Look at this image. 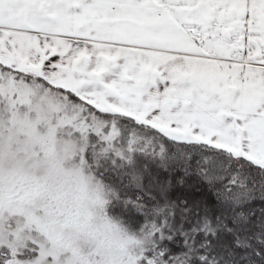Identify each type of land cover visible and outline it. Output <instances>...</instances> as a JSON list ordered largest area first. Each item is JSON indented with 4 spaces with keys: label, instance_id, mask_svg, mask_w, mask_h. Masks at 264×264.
Returning a JSON list of instances; mask_svg holds the SVG:
<instances>
[{
    "label": "snow or ice",
    "instance_id": "snow-or-ice-1",
    "mask_svg": "<svg viewBox=\"0 0 264 264\" xmlns=\"http://www.w3.org/2000/svg\"><path fill=\"white\" fill-rule=\"evenodd\" d=\"M18 110L82 145L135 230L120 264H264V0H0V116ZM32 223L9 218L30 238L0 230V264H53Z\"/></svg>",
    "mask_w": 264,
    "mask_h": 264
},
{
    "label": "clouds",
    "instance_id": "clouds-1",
    "mask_svg": "<svg viewBox=\"0 0 264 264\" xmlns=\"http://www.w3.org/2000/svg\"><path fill=\"white\" fill-rule=\"evenodd\" d=\"M34 108L39 100H33ZM82 145L66 139L50 119L39 122L28 111L0 116V221L2 243L23 247L21 239L10 236L8 220L14 214H27L40 235L53 264H67L64 252L76 246L78 257L88 259V249L99 264H120L135 236L126 218L113 210L106 185H102L82 160ZM40 154L37 158V154ZM39 182V191L34 185ZM78 242V243H77Z\"/></svg>",
    "mask_w": 264,
    "mask_h": 264
},
{
    "label": "trees",
    "instance_id": "trees-1",
    "mask_svg": "<svg viewBox=\"0 0 264 264\" xmlns=\"http://www.w3.org/2000/svg\"><path fill=\"white\" fill-rule=\"evenodd\" d=\"M173 151H174V149H173ZM197 157H193V161H192V164H193V167H194V165H195V159H196ZM163 175H166V173H163ZM175 175L176 176H179V175H181V172L180 171H177L176 173H175ZM196 179V177L193 175V176H191V177H189V183H191V182H193L194 180ZM181 192H183V189H181V188H179V187H177L175 190H174V195H176V194H180Z\"/></svg>",
    "mask_w": 264,
    "mask_h": 264
}]
</instances>
